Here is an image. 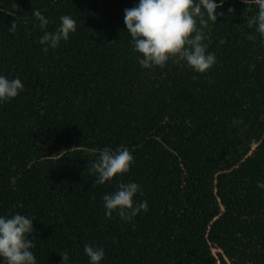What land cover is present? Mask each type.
<instances>
[{
  "label": "trees",
  "instance_id": "trees-1",
  "mask_svg": "<svg viewBox=\"0 0 264 264\" xmlns=\"http://www.w3.org/2000/svg\"><path fill=\"white\" fill-rule=\"evenodd\" d=\"M257 2L222 0L201 26L215 62L195 72L138 64L123 24L136 0H0V73L23 82L0 103V214L32 217L36 264H88L85 243L103 247L99 264H264ZM33 9L46 30L62 14L75 30L42 51ZM117 145L132 153L128 171L95 183L90 161ZM117 179L147 202L131 220L105 215Z\"/></svg>",
  "mask_w": 264,
  "mask_h": 264
},
{
  "label": "clouds",
  "instance_id": "clouds-1",
  "mask_svg": "<svg viewBox=\"0 0 264 264\" xmlns=\"http://www.w3.org/2000/svg\"><path fill=\"white\" fill-rule=\"evenodd\" d=\"M220 3L222 0H136L132 7L124 8L123 24L130 35L132 50L139 53L138 64L145 68L163 66L174 59L195 72L207 70L215 62V55L206 51L201 26L216 21L220 13L215 9ZM256 8L249 24L254 23L256 32L264 37V0H258ZM32 14L40 28L45 29L39 37L42 51L56 48L75 30L76 20L70 14L60 15L58 25L51 31L46 30L49 20L42 12L33 9ZM15 23V20L10 22V31ZM22 88L20 77L9 78L0 73V103L15 97ZM232 122L238 121L234 118ZM132 161V153L123 145L99 149L98 155L90 161L95 183L103 184L114 175L118 177L127 172ZM256 183L264 188V181ZM140 191L136 181L117 179L114 190L102 196L105 215L115 212L123 220H131L139 211L146 210L147 202L134 198ZM32 222V217L19 212L0 214V264H36L33 241L28 238L33 230ZM83 252L88 264H99L104 257L103 247L89 243L83 245ZM61 258L66 261L67 253Z\"/></svg>",
  "mask_w": 264,
  "mask_h": 264
},
{
  "label": "rangeland",
  "instance_id": "rangeland-1",
  "mask_svg": "<svg viewBox=\"0 0 264 264\" xmlns=\"http://www.w3.org/2000/svg\"><path fill=\"white\" fill-rule=\"evenodd\" d=\"M213 253L215 254V253H216V251H215V250H213Z\"/></svg>",
  "mask_w": 264,
  "mask_h": 264
}]
</instances>
